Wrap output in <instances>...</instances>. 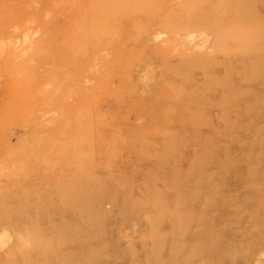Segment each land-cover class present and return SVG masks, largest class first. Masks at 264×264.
Masks as SVG:
<instances>
[{
    "label": "rangeland",
    "instance_id": "obj_1",
    "mask_svg": "<svg viewBox=\"0 0 264 264\" xmlns=\"http://www.w3.org/2000/svg\"><path fill=\"white\" fill-rule=\"evenodd\" d=\"M64 205L48 264H264V0H0V264Z\"/></svg>",
    "mask_w": 264,
    "mask_h": 264
},
{
    "label": "bare ground",
    "instance_id": "obj_2",
    "mask_svg": "<svg viewBox=\"0 0 264 264\" xmlns=\"http://www.w3.org/2000/svg\"><path fill=\"white\" fill-rule=\"evenodd\" d=\"M68 205H64L62 211H60L59 213L56 214L57 217H59V220H63V217L65 215V213L67 214V212H72L73 216L71 215V217H73L74 220H76L80 226L78 227L76 233H77V239H75L71 234L67 235V236H62L56 243H53L52 240H46V241H35L33 240V242L31 244L27 243V241L24 242H20L18 240V242L16 243V247L17 250L21 251L22 254V263L23 264H32V259H29V253H31V249H35L36 252H38L42 257L40 258V263L41 264H48V260L45 256H43L46 252L52 250V252L55 254L57 251H59V249H64L65 247L68 248V246H73L74 249L73 250H78V251H83L84 248V235L82 233V226L84 224V219L83 217L87 216V218L92 221L93 219V214L91 212L90 209H85L84 207H78L77 210H71V208L67 207ZM35 216L36 218L39 216V211H35ZM67 216V215H65ZM45 217V216H44ZM38 220V219H37ZM46 220V218H43L42 221ZM95 225H90V228L93 229ZM87 229V228H86ZM89 238V237H87ZM95 243V242H94ZM92 244V242L90 243ZM69 248V249H70ZM72 249V248H71ZM72 250V251H73ZM75 252V251H74ZM33 253V251H32ZM16 255V253L14 254ZM31 256H34L32 254H30ZM16 257V256H15ZM14 260V257H13ZM18 261V259H17ZM86 263V262H85ZM54 264H80L75 256H70V258H68V260L66 261H58V259H54Z\"/></svg>",
    "mask_w": 264,
    "mask_h": 264
}]
</instances>
